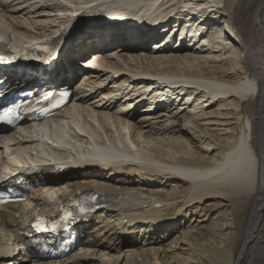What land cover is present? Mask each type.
<instances>
[{"label": "bare ground", "instance_id": "obj_1", "mask_svg": "<svg viewBox=\"0 0 264 264\" xmlns=\"http://www.w3.org/2000/svg\"><path fill=\"white\" fill-rule=\"evenodd\" d=\"M115 1L141 11L147 20L141 29H113L115 23L97 18L73 29ZM122 1L0 0V35L17 56L33 45L28 41L48 42L61 50L63 62L49 75L70 86L79 71L73 59L97 54L86 66H103L77 86L71 107L58 118L0 136V179L11 181L21 167H33L37 174L27 179L39 185L28 202L0 209V264H264V25L256 21L255 36L245 41L232 13L238 0ZM219 9L222 19L213 17ZM76 10L83 12L68 20ZM155 21L159 28L148 32ZM204 29L210 33L201 38ZM88 47L91 53H81ZM145 51L159 56L136 66ZM166 52L201 63L211 52L222 57L211 66L171 71L155 65ZM141 72L175 87L138 80L134 74ZM2 75L12 78L13 72ZM22 82L48 91L54 85ZM204 130L217 133L207 139ZM47 140L57 147L46 146ZM89 193L105 207L74 227L79 249L62 262L39 257L26 236L30 218ZM208 202L214 204L203 205ZM209 208L219 222L181 231L194 209L205 214Z\"/></svg>", "mask_w": 264, "mask_h": 264}, {"label": "rangeland", "instance_id": "obj_2", "mask_svg": "<svg viewBox=\"0 0 264 264\" xmlns=\"http://www.w3.org/2000/svg\"><path fill=\"white\" fill-rule=\"evenodd\" d=\"M119 1H122V0H119ZM116 2H118V1H115L113 3H116ZM92 6H90L88 8H91ZM88 8H86V9L88 10ZM233 11L234 12H232V13H233V18L235 20V25H236L240 35L243 37V39L245 41L251 40V38H253L255 36V33H256V26H257L256 21H260L264 25V0H238V5L235 7V9ZM82 12L83 11H81V10H79V11L76 10L75 14L73 13L72 16H67L68 20H70V21L73 20L72 19L73 16L76 17L79 14H81ZM215 16L216 17L219 16V18H221V19L224 18V15L220 9L217 10L215 13H213V17H215ZM171 23H172L171 25L174 24L173 22H171ZM212 28H214V26L211 27V29ZM209 33H210V29H206V30L204 29L203 35H201V38L208 36ZM170 35L175 37L176 33L172 32V34H170ZM35 42H40V40L28 41L26 43L27 44H34ZM26 43H24V44L27 45ZM144 44L147 45L148 43L145 42ZM135 54H137V53H135ZM183 54L185 55V53H183ZM180 55L181 54H178V53L173 54L171 52H166L165 59L161 58L160 60H158V62L157 61L155 62L156 63L155 65L159 66V67L160 66H167L166 69L173 71L174 68L176 69V68H179L180 66H184V65H193L194 63H195L194 66H196V65L201 66V64H203V65L206 64L207 66H211V63H210L211 61L214 62L215 59L220 60V58L222 57V54L211 52V53H209V55L211 56L208 58L209 61L207 63H201L199 60L197 61L193 57H185L183 59H182V57H180L181 58L180 59L179 58ZM214 55L217 56V58H215ZM220 55H221V57L218 58V56H220ZM224 55L229 56L230 55L229 50H226ZM152 56H159V55L158 54L151 55V53H149V51H147V52L145 51L143 56H141V58L143 57L141 59L142 61L139 60L140 62L138 61V63H135L136 66H146L147 63L150 64L151 60H153ZM149 59H150V61H149ZM172 59H173V61H172ZM164 60H166L165 63H164ZM237 70L240 72L242 69L240 67H238ZM246 105H247V103L245 104V106ZM211 128L213 129V127H211ZM201 132L205 136V138H207V139L212 137V135L217 133V131L210 132L207 130L206 131L204 130ZM170 191H171V189H169V192ZM249 203H250V200L247 199L244 202V205L242 207V209H243V210H241L242 212L241 211L239 212L238 218L236 219V225L238 227H241L243 222H244L245 215H246L247 210L249 208ZM204 204L205 205H211L214 203L208 202V203H203V205ZM194 210L191 213L196 212V214L194 213L195 216L192 218V221L190 220L191 222L184 223L183 226L181 227V231H185V230H191L192 231V230H194V228H197V229L200 228L201 229L202 227L211 228V226H213L214 222H219V221H217V214L215 212H213V211H215V209H213V208H209L208 210H206L205 214L201 213L203 215L200 214L199 209H196L195 211ZM222 212L224 214L223 215L224 218H226L225 219L226 222H231V218L228 215V209L226 207H224ZM220 222H222V221H220ZM24 264H33V262L26 261V262H24Z\"/></svg>", "mask_w": 264, "mask_h": 264}, {"label": "snow or ice", "instance_id": "obj_3", "mask_svg": "<svg viewBox=\"0 0 264 264\" xmlns=\"http://www.w3.org/2000/svg\"><path fill=\"white\" fill-rule=\"evenodd\" d=\"M8 116H9V113H8V112H5V113L3 114V116L0 117V119H4V120H6V119L8 118Z\"/></svg>", "mask_w": 264, "mask_h": 264}]
</instances>
